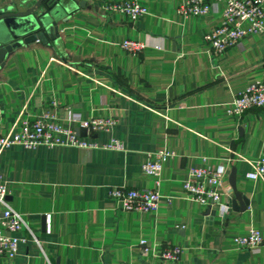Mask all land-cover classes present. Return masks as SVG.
Instances as JSON below:
<instances>
[{
    "label": "crops",
    "instance_id": "0c3cea01",
    "mask_svg": "<svg viewBox=\"0 0 264 264\" xmlns=\"http://www.w3.org/2000/svg\"><path fill=\"white\" fill-rule=\"evenodd\" d=\"M24 1L0 0V10L17 11ZM74 1L54 41L5 56L2 133L43 112L63 126L73 119H110L114 126L91 132L72 124L94 149L0 150L8 206L36 240L0 264H264V178L245 177L264 157V108L239 118L225 114L246 86L264 82V33L215 54L203 38L219 25V13L184 18L176 14L179 0H86L82 7ZM119 1H135L147 13L131 21L103 9ZM124 40L146 46L132 56L119 47ZM111 141L117 149L101 148ZM163 150L173 156L162 162L157 210L122 211L109 189H152L141 166ZM219 167L229 188L220 203L229 207L187 200L188 171ZM232 170L239 199L229 184ZM252 229L263 246L237 248L234 238ZM167 245L182 249L177 261L159 258Z\"/></svg>",
    "mask_w": 264,
    "mask_h": 264
},
{
    "label": "built area",
    "instance_id": "2783aa9c",
    "mask_svg": "<svg viewBox=\"0 0 264 264\" xmlns=\"http://www.w3.org/2000/svg\"><path fill=\"white\" fill-rule=\"evenodd\" d=\"M220 8H218V6ZM106 12H115L133 21L147 13L145 7L135 1H119L104 5ZM219 13L220 23L204 36L209 49L220 54L230 48L241 46L249 35L264 33V0H179L176 14L187 17H203L209 13ZM146 45L135 40H124L119 47L129 55L136 56ZM50 107L56 103L51 102ZM264 108V82H254L238 93L225 110L229 117L239 118L251 109ZM72 121L68 126L59 124V120L49 112H43L32 120L23 119L17 132L3 134L0 124V150L13 146L32 149L44 147H73L77 149H94L95 143L85 141L78 136L72 124L86 131H107L114 126L110 119H92L89 121ZM102 149L118 148L116 141H111ZM173 156L172 152L159 151L148 155L141 166L144 175L154 181L152 189H123L111 187L108 197L114 200L124 212L154 213L157 210L161 195L159 192L162 162ZM246 179L257 181L264 178V157L251 163V170ZM225 170L193 168L188 171L182 189L186 199L200 206L218 204L226 210L228 204H221L222 195H229V188L224 184ZM6 185L0 180V257L13 259L18 254L20 245L29 240L35 242L33 233L28 229L22 217L14 212L6 201ZM234 245L239 249L256 252L263 246V238L258 230H250L245 236L235 237ZM141 245L145 242L141 241ZM182 249L167 245L159 258L165 262L177 261Z\"/></svg>",
    "mask_w": 264,
    "mask_h": 264
},
{
    "label": "water",
    "instance_id": "95a60500",
    "mask_svg": "<svg viewBox=\"0 0 264 264\" xmlns=\"http://www.w3.org/2000/svg\"><path fill=\"white\" fill-rule=\"evenodd\" d=\"M84 1L77 5L82 7ZM74 0H32L23 2L17 10H0V67L4 64V58L16 48L38 42L48 45L54 41L58 34L57 23L65 22L70 8L74 6ZM229 184L235 191L234 170L229 176ZM240 207V210H244Z\"/></svg>",
    "mask_w": 264,
    "mask_h": 264
}]
</instances>
